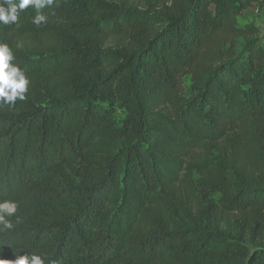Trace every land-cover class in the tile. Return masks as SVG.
<instances>
[{
    "label": "trees",
    "instance_id": "16d2710c",
    "mask_svg": "<svg viewBox=\"0 0 264 264\" xmlns=\"http://www.w3.org/2000/svg\"><path fill=\"white\" fill-rule=\"evenodd\" d=\"M257 4L54 0L0 24L29 79L0 104V258L264 264V40L238 20Z\"/></svg>",
    "mask_w": 264,
    "mask_h": 264
},
{
    "label": "clouds",
    "instance_id": "9594fccd",
    "mask_svg": "<svg viewBox=\"0 0 264 264\" xmlns=\"http://www.w3.org/2000/svg\"><path fill=\"white\" fill-rule=\"evenodd\" d=\"M54 0H3L0 3V24L8 25L18 19V11L29 5L37 10L33 23L40 25L46 21V16L40 12L46 6H51ZM7 5L5 7L4 5ZM15 59L7 43L0 42V104H14L17 99L25 100L28 91L29 79L19 65L12 64ZM18 205L14 201L0 202V231L12 229L13 223L6 217L17 212ZM19 222V221H17ZM0 264H45L40 255L33 254L18 256L14 261L0 258Z\"/></svg>",
    "mask_w": 264,
    "mask_h": 264
},
{
    "label": "rangeland",
    "instance_id": "374dc122",
    "mask_svg": "<svg viewBox=\"0 0 264 264\" xmlns=\"http://www.w3.org/2000/svg\"><path fill=\"white\" fill-rule=\"evenodd\" d=\"M239 24L241 28H245L246 26H252L256 30H258V34L261 39L264 40V7L253 5L251 7H248L239 17ZM245 41L243 40V37L239 38L237 41V44L235 45L236 50L240 52L242 50V46H244ZM184 80V95L190 96L191 94V77L190 75H187L183 78ZM115 117L119 124H122L124 122V118L126 116V110L125 108L117 104L115 107ZM217 194H215L213 197L217 198Z\"/></svg>",
    "mask_w": 264,
    "mask_h": 264
}]
</instances>
